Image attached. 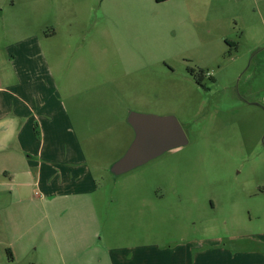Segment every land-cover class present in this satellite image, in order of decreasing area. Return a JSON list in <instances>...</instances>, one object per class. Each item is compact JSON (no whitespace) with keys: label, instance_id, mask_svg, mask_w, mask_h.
Wrapping results in <instances>:
<instances>
[{"label":"rangeland","instance_id":"obj_1","mask_svg":"<svg viewBox=\"0 0 264 264\" xmlns=\"http://www.w3.org/2000/svg\"><path fill=\"white\" fill-rule=\"evenodd\" d=\"M0 86V264H264V0H0ZM129 110L188 143L114 176Z\"/></svg>","mask_w":264,"mask_h":264},{"label":"water","instance_id":"obj_2","mask_svg":"<svg viewBox=\"0 0 264 264\" xmlns=\"http://www.w3.org/2000/svg\"><path fill=\"white\" fill-rule=\"evenodd\" d=\"M126 123L133 129L134 137L124 154L109 166L114 176L128 172L187 142L181 125L172 115L161 116L129 110ZM17 126L16 117L8 116L0 120V150L6 149Z\"/></svg>","mask_w":264,"mask_h":264},{"label":"crops","instance_id":"obj_3","mask_svg":"<svg viewBox=\"0 0 264 264\" xmlns=\"http://www.w3.org/2000/svg\"><path fill=\"white\" fill-rule=\"evenodd\" d=\"M168 1V0H166ZM183 7L184 9H187L186 7L188 6H181ZM83 72L82 70L77 74V76H81L80 73ZM86 74H85V87H83L82 89L84 91H90L91 89L93 90L94 88V84L92 83V80H88V71H85ZM93 75V72L91 71V76ZM83 81V82H84ZM57 82L58 81H55V88H58V85H57ZM59 83V82H58ZM60 84V83H59ZM57 91H59V88L57 89ZM0 92L1 93H5V92H8L7 89L3 88L2 86H0ZM0 100L2 102L5 101V97H1ZM15 105V104H14ZM62 112H63V115L65 114V117L67 118V115H71L72 119L75 120V114H73L68 108H66V106L64 104H62ZM12 107H9L7 106V109L4 111L0 109V115H5V113H7V116L5 117H8V116H13V117H16V114L14 112H12ZM3 117V118H5ZM3 118H0L3 119ZM19 169H11V171H14L13 172V176H16L19 171ZM32 173V171H30ZM33 175V173H32ZM34 178H35V175H33ZM88 176H90V173L88 175V172L86 173V177L88 178ZM92 181L90 180V183H88V186L87 188L84 190V191H87L89 194L92 192H94V189L92 188ZM21 185V184H19ZM125 187V186H123ZM92 199H93V196H92ZM87 202H88V208L90 207L91 210H92V213L94 214L93 212V206H94V199L93 201H89V199H87ZM90 246V245H88ZM118 247V246H117ZM157 245H153V244H137V245H134V246H125V247H120L116 250H119L121 251L120 254L121 255H124L123 256V259H115L114 257L113 260H110L109 259V264H157ZM128 254V255H127ZM112 255V253H111ZM113 256V255H112ZM147 257V258H144ZM154 260V262H153Z\"/></svg>","mask_w":264,"mask_h":264},{"label":"flooded vegetation","instance_id":"obj_4","mask_svg":"<svg viewBox=\"0 0 264 264\" xmlns=\"http://www.w3.org/2000/svg\"><path fill=\"white\" fill-rule=\"evenodd\" d=\"M227 43H231L230 41H228V40H225ZM204 75H205V73H204V71H200L199 72V76H200V78H203L204 77ZM200 78L198 79V82L200 81ZM199 83H201V82H199ZM132 129V128H131ZM132 131H133V129H132ZM183 132H184V134H185V136H186V138H187V142L185 143V144H183V145H186L187 143H188V137H187V135H186V133H185V131L183 130ZM133 137H134V131H133ZM183 145H180V146H178V147H175V148H172V149H179L181 146H183ZM172 149H170V150H172ZM168 151V150H167ZM166 152V151H165ZM165 152H163V153H165ZM162 153V154H163ZM162 154H160V155H162ZM159 155V156H160ZM156 158V157H155Z\"/></svg>","mask_w":264,"mask_h":264},{"label":"trees","instance_id":"obj_5","mask_svg":"<svg viewBox=\"0 0 264 264\" xmlns=\"http://www.w3.org/2000/svg\"><path fill=\"white\" fill-rule=\"evenodd\" d=\"M163 1H166V0H156V2H163Z\"/></svg>","mask_w":264,"mask_h":264}]
</instances>
